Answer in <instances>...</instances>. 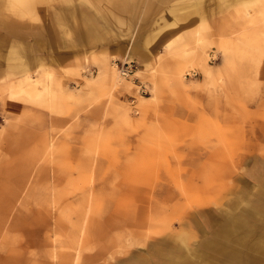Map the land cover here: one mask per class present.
I'll list each match as a JSON object with an SVG mask.
<instances>
[{
  "label": "rangeland",
  "instance_id": "1",
  "mask_svg": "<svg viewBox=\"0 0 264 264\" xmlns=\"http://www.w3.org/2000/svg\"><path fill=\"white\" fill-rule=\"evenodd\" d=\"M121 51L24 74L0 55V264H264V0H208L151 72L173 78L138 66L146 94Z\"/></svg>",
  "mask_w": 264,
  "mask_h": 264
},
{
  "label": "crops",
  "instance_id": "2",
  "mask_svg": "<svg viewBox=\"0 0 264 264\" xmlns=\"http://www.w3.org/2000/svg\"><path fill=\"white\" fill-rule=\"evenodd\" d=\"M207 1L38 0L37 7L20 10L19 21L11 17L13 12L0 13V55L8 64L12 63V58L19 57L23 74L30 65L33 68L50 67L59 72L65 66L76 65L82 55L83 58L91 57L103 51L101 53L107 56L108 49L118 48L122 49V54L132 56L143 78L171 79L172 74L161 77L160 73H151L154 67L171 64V58L159 59V54L169 41L185 32L198 30L204 24ZM19 41L20 45L14 49L13 42ZM181 65L182 61L176 62V66ZM71 79H64L67 91L72 90ZM195 79L181 84L198 82L200 76ZM148 84L151 87L149 81ZM183 88H158L155 95L161 98L163 90H167L168 98L180 97L184 94ZM146 98L151 99L152 96ZM151 102L154 105V101ZM168 107L172 111L184 110L179 104ZM149 124L150 128L154 127V122L149 121ZM261 127L256 126L259 133ZM259 161L264 164V161ZM251 207L262 208L255 204Z\"/></svg>",
  "mask_w": 264,
  "mask_h": 264
},
{
  "label": "built area",
  "instance_id": "3",
  "mask_svg": "<svg viewBox=\"0 0 264 264\" xmlns=\"http://www.w3.org/2000/svg\"><path fill=\"white\" fill-rule=\"evenodd\" d=\"M110 66L115 69L121 78L131 81L136 86L137 91L140 94L148 93L149 89L147 84L140 81L136 76L138 65L134 59H113L110 62ZM131 102H133V100H131Z\"/></svg>",
  "mask_w": 264,
  "mask_h": 264
},
{
  "label": "bare ground",
  "instance_id": "4",
  "mask_svg": "<svg viewBox=\"0 0 264 264\" xmlns=\"http://www.w3.org/2000/svg\"><path fill=\"white\" fill-rule=\"evenodd\" d=\"M2 4V3H1ZM110 66V65H109ZM111 68H110V71L112 72V73H116L115 75H117L118 76V78H120V79H122L119 75H118V73L115 71V69L112 67V66H110ZM260 117V121H259V118H257V117H255L254 116V120L256 121L255 122V124H257V125H262V124H264V116H262V115H259ZM250 118V117H249ZM262 119V120H261ZM210 120V119H209ZM250 129H251V127H250ZM262 166H264V165H262ZM261 167V166H260ZM262 168H264V167H262ZM259 212V211H258ZM188 263L189 264H197L195 261H193V259H189V261H188Z\"/></svg>",
  "mask_w": 264,
  "mask_h": 264
}]
</instances>
